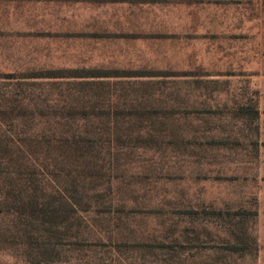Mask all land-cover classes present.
Segmentation results:
<instances>
[{
  "label": "rangeland",
  "instance_id": "rangeland-1",
  "mask_svg": "<svg viewBox=\"0 0 264 264\" xmlns=\"http://www.w3.org/2000/svg\"><path fill=\"white\" fill-rule=\"evenodd\" d=\"M0 264H264V0H0Z\"/></svg>",
  "mask_w": 264,
  "mask_h": 264
},
{
  "label": "trees",
  "instance_id": "trees-1",
  "mask_svg": "<svg viewBox=\"0 0 264 264\" xmlns=\"http://www.w3.org/2000/svg\"><path fill=\"white\" fill-rule=\"evenodd\" d=\"M107 76H109V75H107V74H101V73H96V74H91L89 77H107ZM38 207V206H37ZM36 209V208H35ZM31 211H33L34 209H30ZM37 210V209H36ZM23 210H20V213L22 212ZM16 213H17V211H16ZM23 213V212H22ZM25 215H26V217H32V215H36V214H34V212L33 213H31V214H26L25 213ZM29 223H31L30 221H29ZM39 242H41V243H43L41 240L39 241Z\"/></svg>",
  "mask_w": 264,
  "mask_h": 264
}]
</instances>
